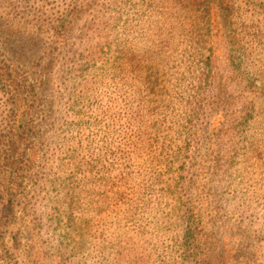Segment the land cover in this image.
Here are the masks:
<instances>
[{
  "label": "rangeland",
  "instance_id": "374dc122",
  "mask_svg": "<svg viewBox=\"0 0 264 264\" xmlns=\"http://www.w3.org/2000/svg\"><path fill=\"white\" fill-rule=\"evenodd\" d=\"M168 1L165 10L159 8L161 3L157 4L156 0L112 2V8L118 12L112 17V20L118 17L112 23V36L135 44L133 50L139 55L164 53L171 65L151 64L163 72L170 66L167 75L155 82L158 86L155 124L148 136L153 140V154L149 158L153 181L142 194L144 197L139 193L129 195L119 210L97 214L86 211L91 207V200L80 196L76 199H81V205L70 203L68 193L79 192L86 186L83 162L78 161L91 163V176H87L91 183L97 179L99 161L112 163L119 144V132L116 134L113 127L120 122L125 92L129 89L118 92V103L110 102L116 91L105 60L110 63L115 59V47L101 61L85 68L68 63L63 77L59 70L63 62L60 47L64 43L73 44L98 14V8L108 4V0H96V5L66 30L61 19L62 15L68 17L66 11L71 9L68 5L71 0H5L0 18L8 16L12 22L8 29L12 47L0 25L1 66H12L9 58L13 54L30 63L33 56H38L41 42L59 49L52 52V73L48 81L53 116L47 122V129L52 128V135L47 132L34 141L40 146L35 172L39 180L36 187L26 188V199L16 200L15 205L22 211L7 213L5 208L0 211V264H191L185 256L189 248L184 246L191 197L187 184L192 179L191 165L204 127L193 118L194 97L199 93L195 87L203 65H212L210 57L217 61L213 66L218 74L231 76L233 123L220 142L219 173L213 175L211 182L218 200L213 207L218 215L213 218L214 223H209L207 214L205 234H209L211 244L227 250L228 256L234 244L246 252H261L264 239V0ZM193 24L198 27L193 29ZM92 37L93 41H99L97 34ZM163 43L165 49L156 48ZM50 51L53 49L46 50ZM229 56L232 62L228 61ZM18 71L28 84L34 82L29 70L19 66ZM8 82L0 76L1 164L14 143L13 101L5 91L9 89ZM22 117L17 115V120ZM6 171L0 167V174ZM135 174H138L136 169ZM132 188L131 184L128 194L136 193ZM221 252L219 249L217 256ZM246 262L264 264V261Z\"/></svg>",
  "mask_w": 264,
  "mask_h": 264
},
{
  "label": "trees",
  "instance_id": "16d2710c",
  "mask_svg": "<svg viewBox=\"0 0 264 264\" xmlns=\"http://www.w3.org/2000/svg\"><path fill=\"white\" fill-rule=\"evenodd\" d=\"M114 1L117 0H108V4L98 8L99 15L92 18L85 27V31L80 32V36L75 38L73 44L64 43L60 47L63 53V62L59 68L60 77L65 74L64 71H66L68 63L74 62L79 67L85 68L101 61L115 47L113 51L117 54L115 59L110 63L105 60L107 74L112 75L111 80L116 91L110 97V102L118 103L120 99L118 92L123 88L129 89L125 92L127 96L124 98L120 122L117 121L113 127L116 128V134L119 132V144L116 147L117 153L114 155L112 163L99 161L97 164L101 166H98L97 179L91 183L87 177L91 176V163L84 160L78 161L79 163L83 162L81 168L84 171L86 186L79 192H76L72 187L74 191L68 193L70 203L76 202L81 205V199H76L80 196L82 199L91 200V207L86 211L97 214L119 210L125 205L129 195L145 194L153 181V173L149 169V158L153 154L151 150L153 140L148 136L155 124L153 123L155 93L158 92L155 82L162 75H167L170 66L163 72L162 69L152 68L151 64L158 62L171 65V61L164 57V53L162 56L148 52L139 55L133 50L135 44H129L121 37L112 36L114 27L112 23L118 19L117 17L112 20V17L118 13L115 8H112ZM156 2L157 4L161 3L159 8L163 10L169 3L168 0H156ZM68 5H71V9L66 11L68 17L62 15L61 19L64 30L74 26L90 7L96 5V0H71ZM0 9H5V0H0ZM212 24L213 21L211 26ZM0 25L3 26L4 36L8 40L9 47H12V42L8 39V34L11 32L8 29L12 27V22L8 20V16L0 18ZM195 25H192L194 28L191 27L196 29L198 25ZM94 34L99 36V41H93L92 35ZM29 43H31L30 40ZM25 47L27 48L28 45ZM49 48H52L53 51L46 52ZM82 48L83 50H81ZM156 48L162 50L166 48V45L163 43ZM57 49L59 47L53 48V44L48 46L41 42L38 56H33L30 63H28L29 60H22V57L16 54L9 58L12 66L4 68L0 62V76H3L5 81L9 80L7 86L9 89H5V91L6 94L8 93L9 99L13 101L12 116L15 117L11 127L14 140L13 149L8 153L6 160L2 164L0 163L1 168L7 169L5 173L0 174V204L3 205L0 211L4 208L7 213H14L16 209L22 211V208H17L15 205L16 200L19 197L26 199V188H34L38 185L39 179L35 172L36 164L39 161L40 146L34 141L44 133L48 132L52 135L50 133L52 128L47 129V122L53 116L49 102L51 93L48 81L52 73L51 61L54 55L52 52ZM210 58L213 60L212 65H203L202 73L195 87L199 93L194 97L193 118L201 121L204 127H202L203 137L198 146L197 155L191 165L192 179L187 184L188 190L191 191V197L187 209L188 229L185 232L184 243V246L187 245L189 248V254L185 252V256L188 259L187 263L191 264H251L246 262L250 260L262 262L264 261V239L259 254L254 251L246 252L243 247L234 244L229 250L231 255L228 256L227 250H224L223 247L219 248L215 243L211 244L208 238L209 234H205L207 214L210 216L209 223H214L213 218L218 215L213 207V204L218 200L215 199L211 182L214 181L213 175L219 173L217 163L219 162L220 142L224 140L223 134L229 131L230 125L233 123V118H231L233 96L229 92L231 76L218 74L216 67L213 66L217 61L213 57ZM20 60L24 63L22 64ZM228 61L232 62L231 56L228 57ZM19 66L34 75V82L28 84L25 81L18 71ZM110 87L113 86L110 85ZM20 108L23 109V112H17ZM17 115L23 117L17 120ZM39 118L41 120L36 123V119ZM22 122L25 129L21 126ZM35 128H37L36 132H34ZM26 140H29V143H22ZM135 169L138 171L137 175ZM131 184L133 185L132 190L136 191L135 194L127 193ZM142 197L144 196L142 195ZM52 209L54 208L52 207ZM237 243H240V238H237ZM219 249L222 252L217 256ZM218 261L220 263H217Z\"/></svg>",
  "mask_w": 264,
  "mask_h": 264
}]
</instances>
